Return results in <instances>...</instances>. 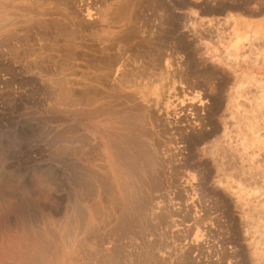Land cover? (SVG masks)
I'll return each mask as SVG.
<instances>
[{"label":"rangeland","instance_id":"obj_1","mask_svg":"<svg viewBox=\"0 0 264 264\" xmlns=\"http://www.w3.org/2000/svg\"><path fill=\"white\" fill-rule=\"evenodd\" d=\"M48 21L52 24L50 28ZM128 26L135 39L126 43ZM45 28L51 29L52 35ZM7 36L9 41H5ZM134 55L138 57L133 58ZM104 58L114 59L116 67L121 66L125 73L122 81L116 77L117 80L109 82L113 90L99 84L102 74L98 64L102 65L100 61ZM0 64V264L81 263V257L63 252L64 247L69 252V246L75 241L66 238L64 218L56 216L57 211L63 210L59 204L67 193L63 166L69 150L63 152L66 150L63 142H54L53 149L50 144L54 136L72 125L93 134L96 141L103 138L106 144L111 131L112 134L119 132L115 129V119L89 122L73 115L79 106L70 108L57 102V97H64L67 91L80 92L88 87L93 90L90 108L110 103L109 97L119 98L112 107L114 117H120L114 112L122 109L134 114L135 106L150 105L155 100L161 104L167 101L168 94L171 96L168 102L164 101L166 104L175 101L170 103L180 105L184 100L187 118H192L187 102L200 106L201 122L200 128L187 132L190 139H198L196 146L180 145L182 149L168 158L173 162L167 160L171 166L160 158L154 162L157 173L153 176L157 180L152 176L154 171L149 177L163 189L152 192L156 195L151 199L156 198L155 211L161 210L159 214L149 218L152 220L142 218L141 222L140 214L131 213L126 229L121 224L117 227L116 223L91 224L96 228L92 234L94 246L99 237L103 255L100 257L101 248L94 247L82 261L85 259V264H149L151 261L156 264H264V0H0ZM41 67L43 72L39 71ZM54 90L60 94L57 96ZM101 94L105 95L104 99ZM138 119L140 134L136 140L143 143L147 153L154 145L159 150L162 137L159 140L157 130H152L153 119L146 115ZM58 147L63 153L57 152ZM88 149L87 146L80 150L89 152ZM84 151L88 159L95 156ZM53 154L57 155L55 159ZM81 157L77 156L78 162ZM89 161L87 169L94 162ZM162 167L167 168L168 176L172 172L174 179L168 180L163 172L166 168ZM169 181L173 185L178 181L180 185L173 186ZM118 182L126 185L124 188L130 184L128 176L121 173ZM177 189L183 194L180 200ZM140 194L149 198L143 210L150 204V194L137 190V195ZM113 209L108 202L100 205L98 211L114 217ZM53 220L57 221L55 226ZM164 221L171 222V227L169 223L165 226ZM110 244L117 249L120 245L127 247H123L125 250L119 247L116 252L113 250L116 247L111 248ZM112 250L117 254L121 250L126 252L117 255ZM104 254L106 262L101 261L106 258ZM148 254L153 260L147 259Z\"/></svg>","mask_w":264,"mask_h":264},{"label":"bare ground","instance_id":"obj_2","mask_svg":"<svg viewBox=\"0 0 264 264\" xmlns=\"http://www.w3.org/2000/svg\"><path fill=\"white\" fill-rule=\"evenodd\" d=\"M32 22H34V21H32ZM46 23V21H43V23ZM112 22V21H111ZM117 22V21H116ZM35 23H36V21H35ZM35 23H33L34 25H35ZM40 23V22H39ZM48 23H49V21H48ZM47 23V24H48ZM88 24V23H87ZM113 24H115V23H113ZM128 25H130V24H128ZM40 26H46L47 27V25H44V24H40ZM49 26H52V24H50L49 23V25H48V27ZM136 26V25H135ZM134 26V27H135ZM34 27V26H33ZM35 27H39V26H37V25H35ZM65 27V26H64ZM129 27V26H128ZM50 28V27H49ZM48 28V29H49ZM58 28H60V27H58ZM130 28V27H129ZM128 28V29H129ZM138 28V27H137ZM30 29V28H29ZM35 29V28H34ZM40 29H43V28H40ZM32 30V29H31ZM39 30V29H38ZM45 30L48 32V35L51 33V29H49V31H50V33H49V31L45 28ZM44 30V31H45ZM58 30V29H57ZM61 30V29H60ZM66 30V29H65ZM65 30L62 28V31H64L65 32ZM127 30V29H126ZM130 31L128 32V35H127V37L128 38H125L124 40H125V42L126 43H129V42H131L132 40H134L135 39V34H134V32H133V30H132V28H130L129 29ZM18 31V30H17ZM37 31V30H36ZM125 31V30H124ZM124 31H122V32H124ZM38 33H40L39 31H37ZM41 32H43V31H41ZM47 32H45L46 34H47ZM26 33H27V31H26ZM62 33V32H61ZM66 33V32H65ZM64 33V34H65ZM30 34V33H29ZM41 35H44L43 33H40ZM63 34V33H62ZM119 35H120V33H118ZM126 34H127V32H126ZM125 34V35H126ZM27 35H28V33H27ZM35 35H37V34H35ZM51 35H52V33H51ZM55 35V34H54ZM124 35V36H125ZM56 36V35H55ZM115 36V35H114ZM123 36V35H122ZM27 36H25V38H26ZM29 37H31V36H29ZM39 37H40V35H39ZM42 37V36H41ZM49 37V36H48ZM47 37V38H48ZM52 37V36H51ZM51 37H49V38H51ZM103 37V36H102ZM112 37V36H111ZM118 37V36H117ZM116 37V38H117ZM5 38V37H4ZM10 38V36H7L6 38H5V41L6 40H8ZM24 38V37H23ZM48 38V39H49ZM57 38V37H56ZM141 38V37H140ZM139 38V39H140ZM14 39V38H13ZM31 39H32V37H31ZM30 39V40H31ZM45 40H46V38H44ZM110 39V38H109ZM112 39V38H111ZM115 39V38H114ZM118 39V38H117ZM137 39V38H136ZM4 40V39H3ZM10 40V39H9ZM8 40V41H9ZM37 40V39H36ZM40 40V39H39ZM43 40V39H42ZM56 40V39H55ZM116 40V39H115ZM123 40V39H122ZM7 41V42H8ZM22 41H25V39L23 40L22 39ZM32 41V40H31ZM54 41V40H53ZM103 41V40H102ZM113 41V40H112ZM119 41V40H118ZM121 41V40H120ZM3 42V41H2ZM11 42V41H10ZM116 42V41H115ZM124 42V41H123ZM144 42V41H143ZM142 42V43H143ZM27 43V42H26ZM37 43V42H36ZM44 43V42H43ZM10 44V43H9ZM17 44V43H16ZM20 44V43H19ZM111 44V43H110ZM123 44V43H122ZM140 44V43H139ZM5 45V44H4ZM33 45V44H32ZM39 45V44H38ZM46 45V44H45ZM88 45V44H87ZM134 45V44H133ZM19 46V45H18ZM40 46V45H39ZM43 46V45H42ZM8 47V46H7ZM14 47V46H13ZM90 47V46H89ZM105 47V46H104ZM116 47V46H115ZM41 48V47H40ZM7 49V48H6ZM42 49V48H41ZM50 49V48H49ZM86 49V48H85ZM92 49V48H91ZM118 49H120L121 50V47L120 48H118ZM138 49V48H137ZM23 50V49H22ZM36 50V49H35ZM93 50V49H92ZM115 50V49H114ZM124 50H125V48H124ZM128 50H129V47H128ZM7 51V50H6ZM25 51H30V50H25ZM32 51V50H31ZM30 51V52H31ZM49 51V50H48ZM51 51V50H50ZM88 51H90V50H88ZM98 51V50H97ZM112 51V50H111ZM115 51H117V50H115ZM135 51V50H134ZM29 52V53H30ZM91 52V51H90ZM100 52V51H99ZM108 52V51H107ZM118 52H120V51H118ZM123 52H125V51H123ZM130 52V51H129ZM94 53V52H93ZM121 54H122V51L120 52ZM113 54V53H112ZM117 54V53H116ZM125 54H126V52H125ZM133 54V53H132ZM74 55V54H73ZM87 55V54H86ZM90 55V54H89ZM96 55H98V54H96ZM127 55V54H126ZM125 55V56H126ZM91 56V55H90ZM122 56V55H121ZM136 55H134L133 56V58L135 57ZM93 57V56H92ZM97 57V56H96ZM99 57V56H98ZM138 57V55L136 56V58ZM48 58V57H47ZM127 58V57H126ZM43 59V58H42ZM125 59V58H124ZM87 61V60H86ZM95 61V60H94ZM45 62V61H44ZM101 62V64L102 65H100V64H98V69H99V71L101 72V74H102V76H101V79H100V77H99V84H100V86L102 87V88H104V89H110L111 88V90H113V85L110 83L109 84V82L111 81V80H113V81H115V79H116V77H117V79L118 80H120V81H122L123 79L122 78H124L125 77V73H124V70L122 71L120 68H121V66H118V67H116V65H115V61H114V59L113 60H111V59H108V58H104L102 61H100ZM34 63H36V61L34 62ZM40 64L41 63V61L40 62H38L37 61V64ZM87 63V62H86ZM95 63V62H94ZM93 63V64H94ZM121 63V62H120ZM132 63H134V62H132ZM136 63V62H135ZM32 64V63H31ZM90 64H92V63H90ZM1 65V64H0ZM34 65H36V64H34ZM60 65V64H59ZM68 65H70V63L68 64ZM74 65V64H73ZM88 65H89V63H88ZM80 66V65H79ZM91 66V65H90ZM93 66V65H92ZM26 67V66H25ZM54 67V66H53ZM64 67V66H63ZM62 67V68H63ZM71 67V66H70ZM73 67V66H72ZM89 67V66H88ZM33 68V67H32ZM37 68H39V67H37ZM43 68H46V67H43ZM57 68H59V67H57ZM65 68H66V66H65ZM83 68V67H82ZM96 68V67H95ZM123 68H124V66H123ZM23 69H24V67H23ZM30 69V68H29ZM40 69V68H39ZM38 69V70H39ZM48 69V68H47ZM47 69H46V71H47ZM83 69H85V68H83ZM90 69H92L91 67H90ZM129 69V68H128ZM10 70V69H9ZM22 70V69H21ZM32 70V69H31ZM37 70V69H36ZM44 70V69H43ZM50 70H51V68H50ZM59 70V69H58ZM60 70H62V69H60ZM59 70V71H60ZM64 70V69H63ZM62 70V71H63ZM86 70V69H85ZM126 70V69H125ZM39 71H42V67H41V70H39ZM49 71V70H48ZM93 71H95V70H93ZM43 72V71H42ZM51 72V71H50ZM71 72H73V71H71ZM135 72V71H134ZM52 73V72H51ZM13 74V73H12ZM37 74V73H36ZM47 74H49V73H47ZM46 74V75H47ZM57 74V73H56ZM55 74V75H56ZM72 74V73H71ZM77 74V73H76ZM85 74V73H84ZM134 74V73H133ZM51 75V74H50ZM33 76V75H32ZM52 76V75H51ZM92 76H94V75H92ZM131 77V76H130ZM94 78V77H93ZM92 78V79H93ZM126 78V77H125ZM116 79V80H117ZM122 79V80H121ZM32 80V79H31ZM87 80V79H86ZM89 80V79H88ZM96 80V79H95ZM94 80V81H95ZM45 81V80H44ZM50 81V80H49ZM52 81V80H51ZM62 81H63V79H62ZM54 82V81H53ZM61 82V81H60ZM65 82V81H64ZM55 83V82H54ZM68 83H69V81H68ZM75 83V82H74ZM77 83V82H76ZM75 83V84H76ZM122 83V82H121ZM133 83V82H132ZM14 84V83H13ZM57 84V83H56ZM66 84V83H65ZM78 84V83H77ZM123 84H125V83H123ZM128 84V83H127ZM136 84V83H135ZM134 84V85H135ZM43 85V84H42ZM70 85H71V82H70ZM72 85H74V84H72ZM79 85V84H78ZM57 86V88L59 87L58 85H56ZM118 87V86H117ZM63 88H64V86H63ZM89 88V87H88ZM88 88H84V89H81V90H79L80 92H78V90L77 89H75V90H77V92H75L72 88H70V89H72L71 91H67V89H66V91L67 92H65V94L63 95L64 97H60V98H58L57 96L60 94H57V93H55V92H57V91H53L57 96V99H58V103H60L59 101H61V103H62V105L63 106H66V107H70V108H72V107H77V106H79V108L78 109H75V111L73 110V112H74V116H76V117H78V116H80V117H83V120H86V121H89V122H91V121H94V123H105V122H108L107 120L109 119V120H111V119H115V123H116V128L115 129H117L119 132L118 133H116V132H114L113 134L110 132V131H108V132H110V135H108V141H106L108 144H106L102 139H100L99 138V140L100 141H96V137L93 135V134H89L88 132H83V130L82 129H80V128H78V127H73V125L70 127V126H68V128L66 127L64 130H66L65 132L63 131V133L61 134V131H58V132H60V134L61 135H57L56 133L57 132H55L54 134H56L57 136H54L53 138V140L54 141H51V142H53L52 144H50V147L53 149V146L55 145V144H57V143H60V142H63L64 143V145H63V147L66 149V150H63V149H60V147H61V145H59L60 147H58V151L57 152H60V153H63L64 151H68L69 150V157H68V159H66L67 161H65L66 163V165L65 166H63L65 169H66V185H67V188H66V192L68 193V196L70 197V199H72L73 201H76V200H80V201H89V199H90V201H92L91 200V198H92V196H94L95 194H98V193H96V191L97 190H99L100 188H99V186H105V184H107L108 185V187L109 186H111V185H114L115 187H116V189H117V194L114 192H112V194L113 195H111V198H110V201H111V203H112V205H113V208L114 209H116V210H118V217H119V220H121L120 221V223H121V225L122 226H124L125 227V229H126V226L127 225H125L126 223L128 224V220H129V217L131 216V213H138V214H140V217H141V222H143V220H142V218H148V220H152V219H149V218H151V217H156L155 216V214L157 215V212L155 211L156 210V207H158V206H155V200H156V198H154V199H151L153 196L155 197V195L156 194H154L155 193V191H156V189L158 188H160V185H158L159 183H157L156 181H151V173L154 171V173H152V176L154 175V174H156L157 173V171L155 170L156 169V166H154V164L156 163L155 161L156 160H159V158L161 159V160H164V162L165 161H167V160H169V161H171V159H168V158H171V156H174L173 155V153H175V152H179V150H181L182 148V146H180V145H182V144H185V143H187V144H193V145H195L196 146V144H197V140L198 139H190L189 138V134L187 135V132H189V130H193V128L194 127H197V126H199L200 125V122H201V119L199 118V112L198 111H201L200 109V106L198 107H196V106H193L192 104H190V102H187V103H189L188 105H186L187 106V108L188 109H190V111H191V114L189 113V115H192L191 117L192 118H187V116H186V113H185V111H186V107L184 106V104H186L185 102H184V100H181L182 101V103L180 104V102L181 101H179V99H178V101H179V103L177 102V99H175L176 100V103H178V104H180V105H172L171 103H174L175 101H173V102H171V101H169V103H165V102H168V98L171 96V95H168V94H166L167 96H169L168 98H166L167 96H164L165 94H163V96L166 98V100L167 101H165L164 99V97H163V100L165 101H163L161 104H159V101L158 102H156V100H155V102L154 103H151L150 105L148 104V103H145V104H141V106H135L134 108H133V111H134V114H131L130 113V111H128V109H122V111H119V112H121V114H119V112L118 111H116V112H114L115 114H118V115H120V117H114V115H113V111H115V110H112V107H114L115 105H114V103L115 104H117V102L119 101V98H114V96H112V97H109V100H110V98L112 99V101L110 100V103H108L107 101V103H104V104H102V105H98V107L97 108H90V105H91V103L93 102V101H91L92 100V96H91V93H92V91H90V89H88ZM90 88H92L91 86H90ZM94 88V87H93ZM61 89H59V91H60ZM69 90V89H68ZM95 90V89H94ZM58 91V92H59ZM62 91V90H61ZM100 91V90H99ZM48 92V91H47ZM167 92H169V89H168V91ZM63 93H64V91H63ZM101 93V92H100ZM164 93V92H163ZM51 94V93H50ZM94 94H96V92L94 93ZM143 94H145V93H143ZM171 94V93H170ZM99 95V94H98ZM159 95H161V93H159ZM158 95V96H159ZM173 95V94H172ZM7 96V95H6ZM62 96V95H61ZM100 96H102V98L104 99L105 98V95L103 96L102 94L100 95ZM157 96V95H156ZM97 97V96H96ZM107 97V96H106ZM121 97H122V95H121ZM144 97V96H143ZM161 97V98H162ZM61 98H65V100H61ZM127 98V97H126ZM134 98H136L135 96H134ZM141 98V97H140ZM161 98H159V100L161 99ZM172 98V97H171ZM175 97L173 96V99H174ZM60 99V100H59ZM125 99V98H124ZM129 99V98H128ZM138 99V98H137ZM146 99V98H145ZM151 99V98H150ZM53 100V99H52ZM99 100V99H98ZM126 100V99H125ZM130 101H131V99H129ZM135 100V99H134ZM142 100H144V99H142ZM172 100V99H171ZM128 101V100H127ZM132 101H133V99H132ZM131 101V102H132ZM136 101H138V100H136ZM160 101H162V100H160ZM56 102V101H55ZM105 102V101H104ZM143 102V101H142ZM171 102V103H170ZM120 103V102H119ZM123 103V102H122ZM138 103V102H137ZM165 103V104H164ZM50 104V103H49ZM56 104V103H55ZM112 104H113V106H112ZM139 104V103H138ZM169 104V105H168ZM171 104V105H170ZM196 104V103H195ZM61 105V104H60ZM134 105V104H133ZM190 105V106H189ZM83 106V107H82ZM47 108V107H46ZM187 109V110H188ZM49 110V109H48ZM61 110V109H60ZM132 111V110H131ZM52 112V111H51ZM72 112V113H73ZM78 112V113H77ZM68 113H70L69 115H72L71 114V111L70 112H68ZM76 113V114H75ZM66 114H67V110H66ZM140 114H142L143 116L144 115H146L148 118H152L153 119V123H154V127L153 126H151V127H153L154 129H152V130H157V131H155L157 134H156V136L159 138V140H160V138L162 137V142H161V140L159 141L160 143H161V148L159 149V147L160 146H157V145H159L158 144V142L156 141V143H157V147H158V149L159 150H157L156 149V147H155V145H154V147H152V149H150V151L147 153L146 151H145V149H144V146L142 145L143 143H141V142H139L138 140H136V137H137V135H139L140 134V126H139V124H138V121H139V117L140 116H142V115H140ZM68 115V116H69ZM73 115H72V117H73ZM189 117V116H188ZM143 119H144V117H143ZM145 119H146V117H145ZM60 120V119H59ZM72 120H73V118H72ZM150 120V119H149ZM68 121V120H67ZM59 122V121H58ZM151 122V121H150ZM143 123H145V122H143ZM143 123H141L140 125H142V126H144V124ZM109 125H111V124H109ZM145 125H146V123H145ZM198 128H200V126L198 127ZM146 129V128H145ZM195 129V128H194ZM195 131V130H194ZM94 132V131H93ZM106 132V131H105ZM148 132H150L149 130H148ZM97 133H98V131H97ZM107 133V132H106ZM142 133V132H141ZM146 133V132H145ZM190 133V132H189ZM192 133V132H191ZM99 134V133H98ZM105 135V134H104ZM141 135H143V134H141ZM150 135H151V133H150ZM202 135V134H201ZM102 136V135H101ZM103 137V136H102ZM150 137H154V136H150ZM191 137V136H190ZM205 137V136H204ZM147 138V137H146ZM158 138H156V140L158 139ZM197 138V137H196ZM50 139H52V137H50L49 138V141H50ZM149 139H152V138H149ZM67 140V141H66ZM153 140H155V138L153 139ZM203 141V140H202ZM54 142H55V144H54ZM110 142V143H109ZM153 142H155V141H153ZM155 143V144H156ZM54 144V145H53ZM145 144V143H144ZM53 145V146H52ZM88 146V150L87 151H89V152H86V151H84V150H80L81 148H83V147H87ZM176 146H178V147H176ZM185 146V145H184ZM189 146V145H188ZM192 146V145H191ZM198 146V145H197ZM50 147H49V149H50ZM62 148V147H61ZM181 148V149H180ZM185 148V147H184ZM184 148H183V150H184ZM57 150V149H56ZM60 150H63V152H61ZM55 151V150H54ZM81 151V152H80ZM82 151H84V152H86V153H89V155H92V154H95V156H96V158H94L95 156L94 155H92L93 156V158L92 157H90L91 159H88L87 157H84V156H88V155H85L84 153H82ZM97 151V152H96ZM191 151V150H190ZM53 152V151H52ZM54 153V152H53ZM55 153H56V151H55ZM54 153V154H55ZM68 153V152H67ZM51 154V153H50ZM54 154H53V156H54ZM57 154V153H56ZM58 155V154H57ZM57 155H56V157H57ZM59 155H62V157H63V154H59ZM79 155V157L80 156H83V157H81L80 159L81 160H79V162H78V159H76L77 158V156ZM52 156V157H53ZM66 156V155H65ZM180 156H181V154H180ZM55 156L53 157L54 159L56 158ZM52 158V159H53ZM59 159H62V158H59ZM58 159V160H59ZM45 160V159H44ZM57 160V159H56ZM55 160V163L57 162L58 163V161H56ZM89 160H94V162L93 163H91L90 165L91 166H88V167H90V169L88 168L87 169V166H86V163L89 161ZM97 161H99L100 163H98V164H94L95 162H97ZM176 161V160H175ZM182 161V160H181ZM59 162H63V160H59ZM90 162V161H89ZM155 162V163H154ZM168 162V161H167ZM166 162V163H167ZM171 162H173V161H171ZM101 163H103V164H101ZM165 163V164H166ZM60 165H62L61 163H59ZM88 164V163H87ZM168 164L171 166L172 164L171 163H169L168 162ZM163 165V164H162ZM164 166V165H163ZM174 166V165H173ZM177 166H179V165H177ZM95 169H94V168ZM154 167H155V169H154ZM182 167V166H181ZM162 168H166V167H162ZM169 170H170V168H168ZM182 169V168H181ZM91 170V171H90ZM163 170V169H162ZM172 170V169H171ZM175 170V169H174ZM173 170V171H174ZM53 171V170H52ZM98 171V172H97ZM156 171V172H155ZM165 171V172H164ZM159 172V171H158ZM163 172H164V174L165 175H167L168 176V174H166V172H167V168H166V170H163ZM119 173H121L122 175H127L128 176V178H129V181H130V184L126 187V188H124L123 186H126V185H122L121 183H119L118 182V178H119ZM160 173V172H159ZM158 173V174H159ZM157 174V175H158ZM161 174V173H160ZM159 174V175H160ZM171 174H172V172H171ZM171 174H170V176H168V180H169V177H171ZM178 174V173H177ZM17 175V174H16ZM52 175V174H51ZM156 175V176H157ZM174 174H172V176H173ZM150 176V177H149ZM161 176V175H160ZM177 176V175H176ZM175 176V177H176ZM185 176V175H184ZM60 177V176H59ZM153 177H155V176H153ZM51 178H53V177H51ZM156 178V177H155ZM167 178V177H166ZM166 178H165V180H166ZM172 179H174L173 177H171ZM177 178V177H176ZM176 178H175V180H176ZM179 178V177H178ZM178 178H177V180H178ZM54 179V178H53ZM65 179V178H64ZM154 179V178H153ZM161 179V178H160ZM156 180H157V178H156ZM159 180V179H158ZM162 180H163V178H162ZM56 181H57V179H56ZM179 181V180H178ZM178 181H176L175 183L176 184H178V185H180L179 183H178ZM54 182V181H53ZM162 182V181H161ZM170 182V181H169ZM172 182H174V180L172 181ZM163 183V182H162ZM161 183V184H162ZM171 183V182H170ZM166 184H168V183H166ZM172 185L174 184V183H171ZM175 184V185H176ZM181 184H184L183 182L181 183ZM64 185V184H63ZM175 185H173V186H175ZM130 186V187H129ZM168 186V185H167ZM171 186V185H170ZM113 187V186H112ZM111 187V188H112ZM131 188V191H130V193H129V190H128V192H127V188ZM177 187H180V186H177ZM181 187L183 188L184 186H182L181 185ZM103 188V187H102ZM170 188V187H169ZM173 188V187H172ZM171 188V189H172ZM187 188V187H186ZM186 188H184L185 190H186ZM108 189H110V188H108ZM160 189H163V188H160ZM102 190V189H101ZM105 190V189H104ZM112 190V189H111ZM137 190L139 191V192H141L142 193V191H147L149 194L150 193H152V192H154V193H152V194H150L149 195V197H150V204H148V208H146V209H143L142 210V208L144 207V202L145 203H147L148 202V200H149V198H148V200L146 199V197H145V194H140V195H137ZM170 190V189H169ZM172 190H174V188L172 189ZM180 190H182V189H180ZM184 190V191H185ZM197 190V189H196ZM65 191V190H64ZM107 191V190H106ZM109 191V190H108ZM160 190H158V193H161L163 190H161V192H159ZM164 191H165V189H164ZM163 191V192H164ZM167 191H168V188H167ZM166 191V193L168 194V192ZM187 191V190H186ZM189 191V190H188ZM101 192H103V190L101 191ZM105 192V191H104ZM177 192H178V189H177ZM165 193V192H164ZM163 193V196H166L165 194ZM174 193H175V191H174ZM179 194H177V195H180V192H178ZM189 193H190V191H189ZM197 193V192H196ZM103 194V193H102ZM111 193H109V194H106L105 193V195L108 197L109 195H110ZM154 194V195H153ZM182 194V193H181ZM105 195H104V198H103V195H101L100 194V192H99V197L100 196H102V198L103 199H106L105 198ZM148 195V194H147ZM176 195V194H175ZM187 195H188V193H187ZM158 196V195H157ZM160 196V195H159ZM162 196V195H161ZM160 196V197H161ZM170 196V195H169ZM174 196V195H173ZM181 197H179V200L183 197V194L182 195H180ZM185 196V195H184ZM160 197H158V198H160ZM157 198V199H158ZM209 198V197H208ZM93 199V198H92ZM123 199H125V200H127V203H123L122 202V200ZM170 198H168V200H169ZM175 199V198H174ZM188 199V198H187ZM195 199V198H194ZM201 199H202V197H201ZM57 200V199H56ZM159 200V199H158ZM167 200V201H168ZM176 200V199H175ZM185 200V199H184ZM94 201V200H93ZM100 201H102L101 200V197H100ZM124 201V200H123ZM130 203H129V202ZM154 201V202H153ZM95 202V201H94ZM103 202V201H102ZM158 202V201H157ZM164 202V201H163ZM178 202H180V201H178ZM183 201H181V203H182ZM197 202V201H196ZM71 203V202H70ZM76 203V202H75ZM88 203V202H87ZM86 203V204H87ZM93 203V202H92ZM110 203V202H109ZM154 203V204H153ZM158 203H160V202H158ZM165 203V202H164ZM163 203V204H164ZM63 204V203H62ZM91 204V203H90ZM94 204V203H93ZM93 204H91V207L93 206ZM96 204H98V203H96ZM73 205V204H72ZM95 205V204H94ZM162 205V204H161ZM171 205V204H170ZM173 205H174V203H173ZM175 205H176V202H175ZM180 205V204H179ZM178 205V206H179ZM76 206V205H75ZM106 206H108V205H106ZM160 206V205H159ZM164 206V205H163ZM73 207V206H72ZM88 207H89V205H88ZM111 207V206H110ZM165 207V206H164ZM69 208V207H68ZM77 208H80L79 206L77 207ZM95 208H96V205H95ZM95 208H94V210H95ZM106 208V207H105ZM171 208V207H170ZM180 208V207H179ZM183 208V207H182ZM81 209V208H80ZM113 209V210H114ZM174 209V208H173ZM181 209V208H180ZM179 209V210H180ZM82 210V209H81ZM109 210V209H108ZM165 210V209H164ZM172 210V209H171ZM62 211V210H61ZM84 211V210H83ZM97 211H98V209H97ZM100 211V210H99ZM98 211V212H99ZM161 211V210H160ZM159 211V212H160ZM166 211V210H165ZM34 212V211H33ZM57 212H59V211H57ZM67 212H68V209H67ZM81 211H79V209L78 210H75L74 211V214H73V216H72V219H71V221L69 222V224H66L67 226H66V238L68 239V238H71L72 237V235L74 234V233H76V232H78V231H80V233L83 235V236H90V235H94V231L96 230V228H94L93 226H88V225H86V224H84V225H81V224H83V223H81L80 222V220H82L81 219V214L83 213L84 214V212H81ZM110 212V211H109ZM114 212V211H113ZM140 212V213H139ZM159 212H158V214H159ZM170 212H172V211H170ZM174 212V211H173ZM176 212V211H175ZM174 212V213H175ZM52 213V212H51ZM94 213V212H93ZM95 213L97 214V212L95 211ZM56 214V213H55ZM95 214V215H96ZM110 214H111V212H110ZM161 214H163V213H161ZM37 215V214H36ZM85 215V214H84ZM109 215V214H108ZM175 215V214H174ZM177 215V214H176ZM56 216L58 217V215L56 214ZM83 216V215H82ZM111 216H112V214H111ZM110 216V217H111ZM139 216V215H138ZM160 216H162V215H160ZM163 216H164V214H163ZM38 217V216H37ZM49 217H51V216H49ZM103 217H104V215H103ZM172 217V216H171ZM184 217V216H183ZM187 217V216H186ZM40 218V217H39ZM43 218V217H42ZM84 218H85V216H84ZM133 218H134V216H133ZM166 218V217H165ZM188 218V217H187ZM186 218V219H187ZM206 218V217H205ZM43 219H45V218H43ZM49 219V218H48ZM131 219V218H130ZM136 219V218H135ZM134 219V220H135ZM156 219H158V218H156ZM189 219V218H188ZM51 220H52V218H51ZM59 220V219H58ZM133 220V219H132ZM133 220V221H134ZM154 221H155V218L153 219ZM163 220H164V218H163ZM49 221V220H48ZM85 221V220H84ZM111 221V220H110ZM110 221H108V222H110ZM158 221H160L159 219H158ZM187 221V220H186ZM189 221V220H188ZM198 221V220H197ZM201 221V220H200ZM47 222V221H46ZM53 222L55 223L54 224V226L56 225V222L57 221H55V220H53ZM52 222V223H53ZM79 222L81 223L80 225H79ZM137 222V221H136ZM150 223L152 222V221H149ZM157 221H155V223H156ZM185 222V221H184ZM199 222V221H198ZM117 223H118V221H117ZM116 223V224H117ZM133 223V222H132ZM145 223H146V221H145ZM147 223H148V221H147ZM149 223V224H150ZM154 223V222H153ZM168 223H169V221H168ZM168 223H166V224H168ZM48 224L50 225V221L48 222ZM106 224V223H105ZM115 224V225H116ZM136 224H138V222L136 223ZM149 224H147V228H148V225ZM159 224H161V223H159ZM164 224H165V221H164ZM166 224H165V226H166ZM170 224V227H171V222L169 223ZM169 224H168V226H169ZM44 225V224H43ZM158 225V224H157ZM105 226V225H104ZM139 226V225H138ZM145 226H146V224H145ZM151 226V225H150ZM163 226V225H162ZM199 226V225H198ZM100 227V229H101V226H99ZM117 227H119V224L117 225ZM164 227V226H163ZM46 228V227H45ZM135 228V227H134ZM152 228V227H151ZM113 229L115 230L116 228H114L113 227ZM138 229V228H137ZM140 229V228H139ZM144 229V228H143ZM143 229L141 228V231H143ZM167 229V228H166ZM117 230L119 231V228H117ZM120 230H122L121 228H120ZM130 230H132V229H130ZM165 230V229H164ZM41 231V230H40ZM46 231H47V229H46ZM49 231H52V230H49ZM112 231V230H111ZM111 231L109 232V233H111ZM138 231V230H137ZM163 231V230H162ZM179 231V230H178ZM201 231V230H200ZM205 231H207V230H205ZM108 232V231H107ZM116 232V231H115ZM120 232V231H119ZM122 232V231H121ZM152 232V231H151ZM150 232V233H151ZM154 232H155V230H154ZM47 233H49V232H47ZM51 233L52 232H50V234L49 235H51ZM113 233V232H112ZM131 233V232H130ZM139 233V232H138ZM174 233V232H173ZM105 234V233H104ZM141 234V233H140ZM160 234V233H159ZM20 235V234H19ZM53 235H54V233H53ZM92 235V236H93ZM106 235V234H105ZM110 235V234H109ZM126 235H127V233H126ZM164 235V234H163ZM41 236V235H40ZM91 236V237H92ZM114 236H116V235H114ZM128 236V235H127ZM126 236V237H127ZM42 237V236H41ZM51 237H53V236H51ZM110 237V236H109ZM129 237V236H128ZM143 237V236H142ZM43 238V237H42ZM54 238V237H53ZM90 238V237H89ZM88 238V239H89ZM104 238V237H103ZM117 238V237H116ZM120 238H123V236L121 237L120 236ZM131 238V237H130ZM20 239V238H19ZM56 239V238H55ZM64 239V238H63ZM91 239V238H90ZM92 239H93V237H92ZM91 239V240H92ZM100 238L98 237V239H96L95 241H97V244H98V240H99ZM116 240V239H115ZM124 240H125V238L124 239H122V242H123V244H124ZM178 240V239H177ZM64 241H65V239H64ZM120 241H121V239H120ZM127 241V240H126ZM46 242H48V241H46ZM45 242V243H46ZM101 242V241H100ZM99 242V243H100ZM115 242V241H114ZM117 242L118 243H120L119 242V240L117 239ZM117 242H115L116 244H117ZM147 242V241H146ZM181 242H182V240H181ZM20 243V242H19ZM49 243V242H48ZM103 242H101L100 244H102ZM107 243V242H106ZM38 244V243H37ZM64 244H66L65 242H64ZM97 244H96V247H97ZM100 244H98V246L100 245ZM128 243H126V245H127ZM153 244H154V242H153ZM180 244V243H179ZM39 245V244H38ZM110 245H112V244H110ZM117 245H119V244H117ZM125 245V246H126ZM146 245V244H145ZM125 246H118V249H119V247H125ZM128 246V245H127ZM126 246V247H127ZM113 247H116V246H111V248H113ZM129 247V246H128ZM48 248H50V247H47V249ZM98 248V247H97ZM101 249L100 250H103L102 249V245H101V247H100ZM111 248H109V249H111ZM43 249V248H42ZM109 249H107V250H109ZM117 247L116 248H114L113 250H115L116 252H117ZM124 249V248H123ZM126 249V248H125ZM124 249V250H125ZM151 249V248H150ZM52 250V249H51ZM105 250V249H104ZM112 250V252L114 253L115 251H113ZM128 250V249H127ZM106 251V250H105ZM111 251V250H110ZM151 251H153V250H151ZM177 251V250H176ZM195 251V250H194ZM53 252V251H52ZM80 252V251H79ZM121 252H126V251H122L121 250ZM119 253V254H122V253ZM56 253H58V250H57V252ZM153 253V252H152ZM152 253H151V255H152ZM110 254H111V252H110ZM114 254H117V253H114ZM119 254H117V255H119ZM102 255V254H101ZM101 255H100V257H101ZM150 254H148L147 255V259L149 260V261H151V260H153V258H152V256H151ZM155 255V254H154ZM171 255V254H170ZM104 256H105V254H104ZM103 256V257H104ZM156 257H158V255H157V253H156V255H155ZM52 257H54V256H52ZM106 257V256H105ZM115 257V256H114ZM117 257V256H116ZM115 257V258H116ZM112 258V257H111ZM115 258L113 259V260H115ZM158 258H160V257H158ZM179 258H181V257H179ZM100 259V258H99ZM105 259H107V257L106 258H104L103 260H101V261H105ZM155 260H156V258H154ZM53 260V259H52ZM110 260H112V259H110ZM160 260V259H159ZM55 260H53V262H54ZM80 261V260H79ZM161 261V260H160ZM52 262V263H53ZM106 262V261H105ZM104 262V263H105ZM152 262V261H151ZM151 262L149 263V264H151ZM155 262V263H154ZM154 262H152V263H154V264H156V261H154ZM168 262V261H167ZM159 263V262H158ZM54 264V263H53ZM110 264V263H109Z\"/></svg>","mask_w":264,"mask_h":264},{"label":"crops","instance_id":"obj_3","mask_svg":"<svg viewBox=\"0 0 264 264\" xmlns=\"http://www.w3.org/2000/svg\"><path fill=\"white\" fill-rule=\"evenodd\" d=\"M113 186V187H112ZM103 187V188H102ZM99 186V190H97L96 191V193H98V194H95L94 196H92V198H91V200L92 201H90V199H89V201H80V200H76V201H73L72 199H70V197L68 196V193H66V195L64 196V198L61 200V202H60V206L63 208V210H62V212L61 211H59V212H57V214H58V216L59 217H63L64 219H63V223H65V224H69V222L71 221V219H72V216H73V214H74V211L75 210H78L79 209V211H81V212H84V214L82 213L81 214V219L82 220H80V222L81 223H83V224H81L80 222H79V225L81 224V225H84V224H86V225H91V224H100V223H117V221H118V223L117 224H121L120 223V221L121 220H119V217H118V210H116V209H114L115 210V216L114 217H109V216H107L106 214L104 215V217H103V214H102V212H101V214H99V212L97 211V209H99L100 208V205H104L105 203H108V202H110V204H112L111 203V201H110V198H111V195H113L112 194V192L114 191L116 194H117V189H116V187L114 186V185H111V186H109L108 187V185H106V186ZM112 187V188H111ZM108 188H110V189H108ZM103 190V192H101L102 190ZM105 189V190H104ZM112 189V190H111ZM107 190V191H106ZM109 190V191H108ZM105 191V192H104ZM99 192H100V194L101 195H103V198H104V195H105V193L106 194H109V193H111L108 197L107 196H105V198L106 199H103L102 198V196H100L101 197V200L103 201H100V197H99ZM113 192V193H114ZM103 193V194H102ZM95 202H94V201ZM71 202V203H70ZM76 202V203H75ZM88 202V203H87ZM96 205V208H95V205L93 204V203ZM63 203V204H62ZM87 203V204H86ZM93 204V206L91 207V204ZM96 203H98V204H96ZM73 204V205H72ZM76 205V206H75ZM88 205H89V207H88ZM73 206V207H72ZM80 207V208H77V207ZM69 207V208H68ZM94 208H95V210H94ZM67 209H68V212H67ZM84 210V211H83ZM95 211L97 212V214L95 213ZM80 212V213H81ZM94 212V213H93ZM96 214V215H95ZM83 215V216H82ZM84 216H85V218H84ZM85 220V221H84ZM111 220V221H110ZM108 221H110V222H108ZM127 222H129V221H127ZM80 225V226H81ZM92 235H90V236H83L81 233H80V231H78V232H76V233H74L73 235H72V237H71V239L72 240H74L75 242L74 243H72L71 244V246H69L70 247V251L68 252L67 250V248H65L64 247V249H63V252L64 253H69V254H71V255H77V256H79V257H81L80 259H81V263H78L77 262V264H85L86 262H85V259H83L84 260V262L82 261V257H86L88 254H91L94 250H95V248H97V247H95L94 246V243H93V240H91L92 239V237H91ZM91 239H90V238ZM89 238V239H88ZM76 240L78 241V244L76 243ZM78 247H79V250H77L78 249ZM95 247V248H94ZM101 246H99L98 247V249L100 248ZM81 250V251H80ZM80 251V252H79ZM101 255V254H100ZM102 255H103V250H102ZM101 255V256H102ZM117 264H124V263H117Z\"/></svg>","mask_w":264,"mask_h":264}]
</instances>
